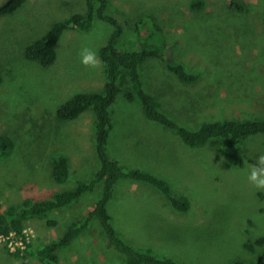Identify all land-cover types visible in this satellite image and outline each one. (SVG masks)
I'll use <instances>...</instances> for the list:
<instances>
[{
    "label": "rangeland",
    "instance_id": "rangeland-1",
    "mask_svg": "<svg viewBox=\"0 0 264 264\" xmlns=\"http://www.w3.org/2000/svg\"><path fill=\"white\" fill-rule=\"evenodd\" d=\"M7 1L0 0V5ZM234 3L247 5V11L238 12ZM108 4L112 15L130 23L125 37L131 44L141 33L159 26L158 34L169 45V60L197 76L195 83H184L157 58H149L141 66L146 91L176 123L197 128L207 120L264 118V0H108ZM84 11V0H28L16 13L0 16V62L4 65L0 138L15 144L13 155L0 158V212L26 199L49 198L54 190L72 189L76 177L84 174L78 180H85L98 167L93 113L87 111L73 122L59 123L54 113L78 93L104 90L106 76L99 51L111 37L113 25L97 21L89 31L67 32L58 42L59 58L50 67L33 66L22 55L14 64L7 62L26 41L41 37L45 25ZM137 30L141 32L135 34ZM85 47L96 52L97 68L80 63ZM113 109L116 128L108 153L126 169L164 175L177 195L186 196L192 204L186 212L178 213L157 189L122 181L108 204L118 233L137 246L152 249L154 245L161 251L158 256L175 255L181 262L183 258L198 264L251 261L253 255L246 244L250 238L264 236V214L259 212L264 202L258 200L260 190L247 177L250 164L264 156V136L250 140L257 154L245 170L230 169L219 149L190 148L175 132L148 120L139 103L120 95ZM61 152L70 157L72 167V180L65 184L51 179V159ZM100 193L98 187L82 199L74 206V214L60 211L51 217L63 228L62 222L87 213ZM223 200L230 208L223 207ZM243 218L249 229L242 224ZM45 223L35 219L30 223L32 230L26 229L35 245H43ZM56 230L58 226L46 229L53 238ZM51 240L44 237L45 244ZM12 247L15 251L16 245ZM62 259L69 264L124 262L122 255L107 248L97 222ZM3 262L18 263L14 258ZM19 264L42 263L22 260Z\"/></svg>",
    "mask_w": 264,
    "mask_h": 264
},
{
    "label": "trees",
    "instance_id": "trees-1",
    "mask_svg": "<svg viewBox=\"0 0 264 264\" xmlns=\"http://www.w3.org/2000/svg\"><path fill=\"white\" fill-rule=\"evenodd\" d=\"M28 0H8L0 5V16L12 15L20 10ZM85 13L69 14L70 16L56 21L44 30V34L32 43H27L21 51H13L7 58V62L14 64L22 55L33 66L44 69L55 64L59 58L58 42L70 31L86 32L93 28L97 21H103L113 25V33L106 46L99 51V58L104 67L106 84L103 91L92 93H78L62 106L58 107L54 117L59 122H73L87 111L94 115L91 129L94 130L95 151L97 168L85 180H78L84 174L76 177L72 189L54 190L49 198L44 200L26 199L21 204L11 205L5 211L0 212V264L4 260L14 258L18 261H38L42 264H69L62 259L65 254H70L72 248L81 242L90 231L94 222L100 224L107 248L112 249L123 256V264H198L195 260L183 258L178 261L175 255L172 257L158 256L161 251L148 247H140L130 243L114 227L115 219L110 214L108 204L116 186L122 181L129 184L148 186L157 189L165 197L171 207L178 213H184L191 206V200L182 195L179 197L171 181L157 173H150L139 168H125L119 160L107 149L110 145L112 134L116 128L114 119V104L120 95L129 102L139 103L148 120L155 122L175 132L183 142L192 149H219L226 159L230 169H246L251 163L249 159L257 154L252 149L255 144L250 141L257 136H264V118L232 119L218 121H204L197 128H187L176 123L165 114L162 105L157 99L148 93L142 82L141 66L149 58L161 59L167 68L173 72L182 82L193 84L197 76L190 73L183 65L171 62L166 55L167 45L159 26L150 28V32L141 33L138 40L130 43L125 37L129 22H122L121 18L112 15L108 11V0H84ZM53 4L57 2L52 1ZM238 12L247 11L248 6L241 3L232 4ZM53 20V19H52ZM43 24H46L43 23ZM141 30L134 33L139 34ZM5 48H10L6 45ZM32 66L30 67V69ZM4 82V65L0 62V85ZM246 145L247 148H246ZM252 149V151L249 149ZM15 144L6 137L0 138V158L13 155ZM51 179L57 184L69 183L72 180V167L70 157L61 152L53 155L51 159ZM20 172H18L19 174ZM17 174V175H18ZM46 175V171L43 177ZM23 180H21L22 182ZM101 187V193L91 209L80 218L64 221V227L60 228L54 217L56 212L68 211L74 214V206L82 202V199L91 196ZM16 188V187H14ZM145 189V188H144ZM264 191L257 193L259 201L264 202ZM97 194V193H96ZM88 196V197H89ZM213 199V198H211ZM211 199H208L211 200ZM203 200V199H202ZM223 207L229 205L221 201ZM83 208V206H80ZM204 208L207 211L206 205ZM260 214H264V207H260ZM35 219L46 220L45 233L42 237L43 245H35L26 235V229L32 230L31 222ZM117 220V219H116ZM240 221V220H239ZM247 229L250 224L246 218L241 220ZM235 224H238L236 221ZM56 238H53L48 227H57ZM241 226V225H240ZM264 229V226H263ZM37 231L36 229H33ZM45 239H52L45 244ZM152 241V236H149ZM152 243V242H151ZM13 246L16 245L15 251ZM246 248L251 261L236 260L231 264H264V236L249 239ZM261 251L258 253L257 251ZM5 256V259H4ZM3 258V259H2Z\"/></svg>",
    "mask_w": 264,
    "mask_h": 264
},
{
    "label": "clouds",
    "instance_id": "clouds-1",
    "mask_svg": "<svg viewBox=\"0 0 264 264\" xmlns=\"http://www.w3.org/2000/svg\"><path fill=\"white\" fill-rule=\"evenodd\" d=\"M37 39H35V40H37ZM35 40H32V41H30L28 43H32ZM80 63L83 66H85V67H89V68H93L94 69V68H97L99 66L100 61L98 60V57H97V54H96L95 51L85 47V48L82 49V51L80 53ZM247 179L258 190H264V156H259L255 163L250 164V174L248 175ZM118 190L119 189H117V190L115 189L114 193L118 192ZM97 198H98V196H97ZM94 223H96V222H94ZM129 242L131 243V241H129Z\"/></svg>",
    "mask_w": 264,
    "mask_h": 264
},
{
    "label": "water",
    "instance_id": "water-1",
    "mask_svg": "<svg viewBox=\"0 0 264 264\" xmlns=\"http://www.w3.org/2000/svg\"><path fill=\"white\" fill-rule=\"evenodd\" d=\"M11 1V0H10Z\"/></svg>",
    "mask_w": 264,
    "mask_h": 264
}]
</instances>
